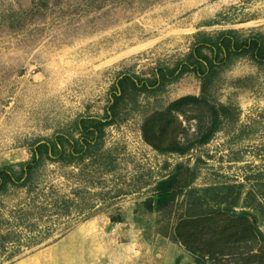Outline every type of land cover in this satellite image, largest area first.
I'll use <instances>...</instances> for the list:
<instances>
[{"label": "rangeland", "instance_id": "rangeland-1", "mask_svg": "<svg viewBox=\"0 0 264 264\" xmlns=\"http://www.w3.org/2000/svg\"><path fill=\"white\" fill-rule=\"evenodd\" d=\"M222 33L264 46V0H0V169L20 177L0 174V264H198L174 231L194 207L248 209L264 233V59L214 60L205 98L220 121L206 141L203 103L172 113L185 152L143 135L204 86L159 69L197 47L210 57ZM172 173L183 192L148 207Z\"/></svg>", "mask_w": 264, "mask_h": 264}, {"label": "trees", "instance_id": "trees-1", "mask_svg": "<svg viewBox=\"0 0 264 264\" xmlns=\"http://www.w3.org/2000/svg\"><path fill=\"white\" fill-rule=\"evenodd\" d=\"M211 56H202L199 47L190 54V59L176 67L160 68L159 72L164 78L177 77L181 73L192 69L203 79L204 86L202 94L185 95L172 101L169 106L154 114L143 125V135L146 140L155 148L161 151L185 152L191 143H185L174 135L176 127L173 126L172 113L178 111L185 103L205 104L211 107L212 121L208 130L195 142L206 141L216 129L218 122V110L209 104L205 98V84L214 60L225 61L230 54V49L250 52L255 59H264V46L259 36H252L239 42L233 35L222 33L214 41H210ZM133 79L131 76H125ZM146 81V85H152L159 81ZM174 118V117H173ZM57 141L53 146L43 143L40 146L46 150H54ZM32 165L31 163L28 164ZM0 174L10 180H17L13 174L0 169ZM4 177V176H3ZM178 174L172 173L158 183L154 197L148 199L150 208L160 209L172 203L176 197L183 192V187H177ZM176 238L183 247L195 258L198 264H216L215 261L226 256H233L236 261L243 264H264V233L259 227L256 215L248 209H236L226 204L217 207H194L191 212L184 214L175 226Z\"/></svg>", "mask_w": 264, "mask_h": 264}]
</instances>
